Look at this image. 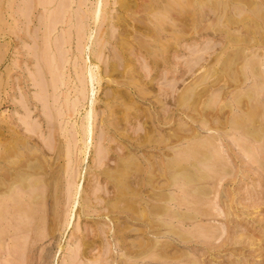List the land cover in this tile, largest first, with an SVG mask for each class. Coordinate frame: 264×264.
Segmentation results:
<instances>
[{
	"label": "rangeland",
	"instance_id": "374dc122",
	"mask_svg": "<svg viewBox=\"0 0 264 264\" xmlns=\"http://www.w3.org/2000/svg\"><path fill=\"white\" fill-rule=\"evenodd\" d=\"M0 189V264H264V0H0Z\"/></svg>",
	"mask_w": 264,
	"mask_h": 264
},
{
	"label": "bare ground",
	"instance_id": "6f19581e",
	"mask_svg": "<svg viewBox=\"0 0 264 264\" xmlns=\"http://www.w3.org/2000/svg\"><path fill=\"white\" fill-rule=\"evenodd\" d=\"M98 10H96V12H95V17H96V15H99L98 13ZM44 13V12H43ZM49 13H50V11H49ZM51 16V15H50ZM49 22V21H48ZM62 23V22H61ZM56 24V23H55ZM46 27V26H45ZM63 46V45H62ZM88 66V65H87ZM258 68V67H257ZM91 70V69H90ZM93 71V70H92ZM92 71H89L88 72V70H87V72H88V75H89V81H90V83H92V81L94 80V74H93V72ZM257 72V71H256ZM255 74V73H254ZM253 74V75H254ZM255 76H257V75H255ZM259 82H261V81H259ZM251 98V97H250ZM238 103V102H237ZM91 113V112H90ZM90 113H88L89 115H90ZM258 117V116H257ZM48 118V117H47ZM89 118V117H88ZM90 120V119H89ZM89 122V121H88ZM214 123V122H213ZM24 124H25V122H24ZM23 124V125H24ZM27 124V123H26ZM25 124V125H26ZM88 124H90V123H88ZM88 124H86V127H85V129H82V134L84 135V137L85 138H90L89 136H90V130L88 129ZM24 125V126H25ZM235 125V124H234ZM27 126V125H26ZM29 126H27V127H25L26 129H25V131H31V133L34 131L33 130V128L32 127H30L31 128V130L28 128ZM257 127V126H256ZM138 128V127H137ZM139 129V128H138ZM237 129H239L238 127H237ZM249 129V128H248ZM33 130V131H32ZM137 130V129H136ZM222 131V130H221ZM242 131H243V133H244V135H246V136H250V135H252V136H254L255 138L256 137H259V133H258V131H255V130H250V131H247V130H244V129H242ZM89 132V133H88ZM223 133H225V132H223ZM76 135V134H75ZM196 135V134H195ZM29 137H30V135H29ZM40 138V137H39ZM23 139L24 140H26V137H23ZM74 139H75V137H74ZM252 139H253V137H252ZM101 140V139H100ZM42 141V140H41ZM45 141V140H44ZM254 141H256V139L254 140ZM257 141H258V139H257ZM43 142V141H42ZM75 142V141H74ZM84 142H85V140H84ZM47 143V142H46ZM76 143V142H75ZM4 144V143H3ZM74 144V143H73ZM85 144V143H84ZM208 144H209V142H208ZM215 144V143H214ZM47 145V144H46ZM216 145V144H215ZM43 146H45V145H43ZM43 146H42V148H43ZM48 146V145H47ZM47 146H45V148L47 147ZM209 146V145H208ZM73 147H75V145L73 146ZM210 147V146H209ZM213 147V146H212ZM47 149H49V148H47ZM52 149V148H51ZM218 149V148H217ZM102 150V149H101ZM210 150V149H209ZM220 150V149H219ZM219 150H218V152H219ZM247 150V149H246ZM50 151V150H49ZM68 151V150H67ZM67 151H66V153H67ZM217 151V150H216ZM249 151V150H248ZM103 152V151H102ZM218 152H216L217 153V155H219L218 154ZM102 154V153H101ZM100 154V156H102ZM214 154V153H213ZM69 155V154H68ZM105 155V154H104ZM209 156H210V153L209 152H207V151H204L203 153H201L200 152V154H199V156L198 157H196L197 158V160L199 161V162H204V161H207V162H209V165L212 167V170L215 168V158H213V159H211V160H207V158L206 157H208L209 158ZM216 156V155H215ZM214 155H213V157H215ZM67 157V156H66ZM103 157V156H102ZM103 158H105V156L103 157ZM211 158H212V155H211ZM100 159H102V158H100ZM119 160V159H118ZM173 162H172V166L175 168L178 164H177V159H176V157H173V160H172ZM176 162V163H175ZM197 162V161H196ZM71 163V162H70ZM204 164V163H203ZM217 164V163H216ZM202 165V164H201ZM207 165V164H206ZM218 165V164H217ZM216 165V166H217ZM230 165V164H229ZM194 166H196V169L198 170V176H200V175H205L206 174V176L208 175V173L206 172V171H204L203 170V168L198 164V162L196 163V165H194ZM208 166V165H207ZM219 167H218V170H220V171H222V169L223 168H225L222 164L221 165H218ZM210 169V168H209ZM226 169V168H225ZM206 170V169H205ZM214 171H216L215 169H214ZM214 171H213V174H214ZM224 172V171H223ZM226 172H227V170H226ZM228 172H230V171H228ZM70 173V172H69ZM222 172H220V174H221ZM225 173V172H224ZM229 173H227V175H228ZM232 174V173H231ZM231 174H229L230 176H232ZM72 175V174H71ZM75 175V174H74ZM212 175V174H211ZM218 175V174H217ZM226 175V176H227ZM185 176V175H184ZM25 177H27V176H25ZM70 177V176H69ZM195 177V176H194ZM71 178V177H70ZM75 179H76V177H74ZM183 178V177H182ZM196 178V177H195ZM194 179V178H193ZM207 179V178H206ZM210 179V178H209ZM215 179V178H214ZM214 179H213V181H214ZM196 180V179H195ZM203 180V179H202ZM201 180V181H202ZM68 182H69V180H67ZM183 181H185V180H183ZM205 181H207V180H205ZM210 181V180H209ZM36 182V181H35ZM38 182V181H37ZM197 181H195L194 183H196ZM212 182V181H211ZM210 182V183H211ZM221 182V180L219 181V182H217V186H220L219 185V183ZM178 183V182H177ZM34 184H36V183H34ZM37 184H39V183H37ZM204 184V183H203ZM69 185H71L72 186V183L71 184H69ZM195 185H197V184H195ZM34 186V185H33ZM206 186V185H205ZM198 187V186H197ZM71 188V187H70ZM75 188H77V187H75ZM72 189V188H71ZM203 189H205V188H203ZM211 189V188H210ZM217 189H219V188H217ZM1 190V189H0ZM67 190H69V187H67ZM66 190V193H68V191ZM77 190V189H76ZM191 191L190 192H195L196 191V188H192V189H190ZM207 190V189H206ZM231 190V189H230ZM198 191H199V189H198ZM75 192V191H74ZM77 192V191H76ZM96 192V191H95ZM201 192V191H200ZM204 192V191H203ZM206 192V191H205ZM205 192H204V194H205ZM216 192H217V190H216ZM65 193V194H66ZM72 193V192H71ZM71 193H70V195H71ZM69 194V193H68ZM194 194H196V193H194ZM201 194H203V193H201ZM95 195V194H94ZM198 195H200V194H198ZM206 195H209V192H207L206 193ZM215 195H216V193H215ZM69 197V195H67V197H66V199ZM197 197H200V196H197ZM203 197H205V196H203ZM201 198V197H200ZM199 198V199H200ZM34 200H35V198H34ZM33 200V201H34ZM76 200V199H75ZM79 200V199H78ZM172 200V199H171ZM32 201V202H33ZM67 201H68V199H67ZM73 201V200H72ZM95 201V200H94ZM183 201H189V199H187L186 197L183 199ZM195 201V200H194ZM207 201V200H206ZM227 201V200H226ZM234 201V200H233ZM35 202V201H34ZM192 202V201H191ZM191 202L189 203V205L191 204ZM202 202V201H201ZM208 202V201H207ZM1 203V202H0ZM68 203V202H67ZM193 203V202H192ZM197 203H200V202H197ZM204 203H205V201H204ZM213 203V202H212ZM202 204V203H201ZM201 204H199V205H201ZM214 204V203H213ZM34 205V204H33ZM198 205V204H197ZM198 205V206H199ZM196 206V205H195ZM208 206V205H207ZM215 206V205H214ZM197 207V206H196ZM195 208V207H194ZM200 208H203V207H200ZM205 208V207H204ZM31 211V210H30ZM33 211V210H32ZM213 211H215V209L213 210ZM207 212H209L208 210H207ZM220 212V211H219ZM206 214H208V213H206ZM31 215V214H30ZM174 215H177V214H174ZM195 215V214H194ZM193 215V216H194ZM205 215V214H204ZM216 215H218V214H216ZM178 217V216H177ZM193 220L195 219V218H192ZM191 218H190V220H192ZM214 219H216V218H214ZM199 221V220H198ZM112 229V228H111ZM223 232V231H222ZM110 233V232H109ZM28 234V233H27ZM220 234V233H219ZM77 246V245H76ZM75 246V247H76ZM77 248V247H76ZM24 252V251H23ZM71 253H73V252H71ZM105 255H106V253H105ZM73 256V255H72ZM74 256H76V255H74ZM73 256V257H74ZM77 257V256H76ZM68 260V259H67ZM73 260H75V259H73ZM72 261V260H71ZM80 262V261H79ZM107 262V261H106ZM108 262H110V261H108ZM73 263V262H72ZM79 264V263H78Z\"/></svg>",
	"mask_w": 264,
	"mask_h": 264
}]
</instances>
